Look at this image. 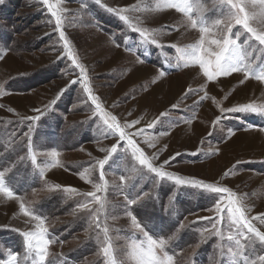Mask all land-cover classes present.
I'll return each mask as SVG.
<instances>
[{
	"label": "rangeland",
	"instance_id": "374dc122",
	"mask_svg": "<svg viewBox=\"0 0 264 264\" xmlns=\"http://www.w3.org/2000/svg\"><path fill=\"white\" fill-rule=\"evenodd\" d=\"M81 2L65 0L62 3L67 10L64 31L88 71L93 93L105 109L117 115L121 123L140 119L137 128L145 127L167 111L168 115L157 124L155 131L168 130L169 134L159 136L156 148L147 149L148 153L160 150L161 161L179 153L168 171L206 182L219 181L238 195L247 194L245 203L251 208L250 216L264 214V131H261L264 116L225 113L219 124L212 125L220 115L217 105L230 108L252 102L264 104V84L254 78L241 84L242 73L207 82L196 67L176 69L177 54L167 46L184 47L194 43L199 35L196 30L180 26L179 30L165 31L159 37V42L165 45L161 49L142 44L136 33L125 28L95 0H83V8ZM101 3L108 7H131L140 3L142 10L131 15L142 27L150 29L176 28L183 20L174 10L151 12L143 8L145 4L154 8L157 0H101ZM205 3L209 9L205 14L214 17L216 12L211 0ZM54 27V20L39 0L0 3V83L9 93L0 96V168H11L6 175L11 176L20 194L26 192L27 199L35 201L34 207L46 214L49 231L57 240L50 247V259L55 264H103L95 231L88 229L87 213L73 214L76 201L82 198L67 199L62 191H40L43 182L37 175L38 169L27 158L24 133L33 122L22 118L38 115L33 109L43 110L65 88L52 110L45 111L40 121L35 122L31 133L33 144L39 150L61 152L62 166L46 172L48 183L91 191V186L81 181L77 173L91 165L93 157H103L98 148L110 147L114 142L111 138L96 142L100 138L99 121L91 119L92 106L81 86L70 84L77 79L78 70L63 55L62 42ZM125 46L131 51H126ZM161 70L168 74L161 77ZM153 80L156 82L152 83ZM202 87L204 91H199ZM188 89L192 92L185 97ZM205 92L208 98L201 101ZM189 119L191 123H186ZM20 156L25 159L19 160ZM37 160L41 165L47 163L44 156H38ZM234 165L236 171L223 179V174ZM106 169L109 217H119L109 218L107 225L110 229L122 230L119 236L115 231L110 235L115 237L114 245L124 250L128 243L125 237L133 230L118 186L120 176L131 173L126 171V162L116 157ZM127 182L136 183V192L150 193L133 207L149 230L171 234L181 222L185 225L172 242L180 253L176 264H222V256L229 258L228 247L235 248V242L227 240V231L223 239L205 234L201 241L199 235L208 221L198 218L215 215L214 211L206 210L215 203L214 194L190 186H175L169 181L159 183L150 174ZM33 188L38 190L35 195ZM26 220L19 214L16 202L0 198V255L9 249L22 251L20 233L32 228ZM253 223L264 231V222ZM197 243L199 247H194ZM256 253L264 254V246L257 244L255 252L247 254L254 257Z\"/></svg>",
	"mask_w": 264,
	"mask_h": 264
},
{
	"label": "snow or ice",
	"instance_id": "6c2138e0",
	"mask_svg": "<svg viewBox=\"0 0 264 264\" xmlns=\"http://www.w3.org/2000/svg\"><path fill=\"white\" fill-rule=\"evenodd\" d=\"M39 2L50 14L51 20L55 22L54 31L59 34V40L63 46V55L71 62L74 69L78 70L77 79L72 80L70 84L81 86L92 106L93 117L91 119L93 122L99 121L97 128L100 132V138L96 142L100 143L101 139L108 138L114 141L110 147L98 148L99 152L104 153L103 157H93L94 162L77 173L81 181L91 186V191L81 192L75 187L49 184L46 180V172L62 166L59 159L61 152L58 149L39 150L33 144L31 133L35 122L40 121L45 111L52 110L60 95L66 90V88L61 89L60 94L48 105H45L43 110L40 108L33 109L38 115L22 118V120L33 122L29 124L24 137L27 140V158L32 166L38 169L37 175L39 180L43 182L39 190L62 191L67 199L82 198L76 201L73 214L76 211L87 213L85 219L88 229L95 231L96 239L99 242L98 251L103 256V264H176V257L180 253L175 250V245L172 242L177 239V234L185 225L181 222L171 234L149 230L148 225L135 214L133 207L144 197L149 196L150 193L134 191L136 183H128L127 181H131L133 177L139 179L150 174L151 178L159 183L169 181L175 186L197 188L206 193L214 194L213 199L215 200L213 206L206 209L210 212L214 211L215 215L198 218L202 221H208V224L199 230L201 241L205 239V234H208L209 237L214 236L223 239L225 231H227V240L234 241L235 248L228 247L229 258L226 260L222 256V264H264V254L256 253L254 257L247 254L250 251L255 252L257 244L264 246V231L259 230L253 223L257 220L264 222V214L249 215L251 208L245 203L247 194L238 195L233 189L222 185L219 181L206 182L203 179L168 171L171 162L180 155L179 153L162 161L160 160V150L149 154L147 149L156 148L155 141L158 140V137L169 134L168 130H161L159 133L155 131L157 124L162 123V118L166 117L168 112H161L159 117L149 122L145 127H136L140 124V119L121 123L118 116L107 111L101 99L93 93L88 71L80 62L69 38L65 35L64 13L67 10L62 7L65 0H39ZM211 2L213 10L216 12L214 17L205 14L209 11L205 0H157L154 8L145 4L143 8L148 11L174 10L183 18L181 24L176 28L157 30L142 27L141 23L131 15L133 12L142 10L140 3L131 7H108L102 4L101 0H95L99 7L118 18L125 28L136 33L142 44L163 49L165 45L159 42V37L165 31L179 30L180 26L196 30L199 35L194 43L184 47L167 46L174 48L177 54L176 69L196 67L207 82L215 81L221 77H229L233 73H242L241 84L250 78L264 84V0H211ZM0 3H3V0H0ZM83 7L85 4L82 0L81 8ZM116 46L119 47L120 45L117 43ZM125 50L131 51L127 46H125ZM140 62L143 60L141 59ZM167 74L164 70L159 71L161 77ZM155 82V80L152 81V83ZM199 91H204L203 87ZM190 92L192 89L185 92V97ZM7 94L9 93L4 84L0 83V96ZM207 98L205 92L200 100L203 101ZM172 107L175 108L176 105H172ZM217 107L220 115L212 121L213 127L225 118V113L260 114L264 116V104L255 102L230 108H220L219 105ZM185 122L191 123V120ZM131 129L135 130L132 131ZM231 134H233L232 130H230ZM144 137L147 138L142 139ZM196 154L192 153V155ZM89 155L91 156V153ZM38 156H44L47 163L41 165L37 160ZM114 157L123 159L126 162V171L131 173L127 177L122 174L118 186L120 194L124 196L125 214L133 230L131 234L125 237L128 243L124 250H120L114 245L115 237L110 235V232L115 231L119 236L122 230L110 229L107 225L109 218L113 220L119 218L117 216L109 217V201L107 199L109 182L106 179L108 174L106 165H109L110 160ZM18 159L23 161L25 157L20 156ZM10 171L11 168H0V198L16 202L19 214L27 218L26 223H31L32 228L20 233L23 237L22 251L17 252L9 249L0 255V264H55V261L50 259V247L57 243V240L55 234L49 231L47 216L34 207L35 201L27 199L26 192L23 195L20 194L11 176L6 175ZM234 171H236L235 165L223 174V179H227ZM94 172H97L98 176H94ZM37 191L36 188H33V195ZM59 242L63 243V241ZM194 247H199V243Z\"/></svg>",
	"mask_w": 264,
	"mask_h": 264
}]
</instances>
